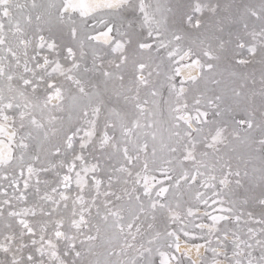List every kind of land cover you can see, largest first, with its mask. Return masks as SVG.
<instances>
[{"label":"snow or ice","instance_id":"6c2138e0","mask_svg":"<svg viewBox=\"0 0 264 264\" xmlns=\"http://www.w3.org/2000/svg\"><path fill=\"white\" fill-rule=\"evenodd\" d=\"M0 264H264V0H0Z\"/></svg>","mask_w":264,"mask_h":264}]
</instances>
